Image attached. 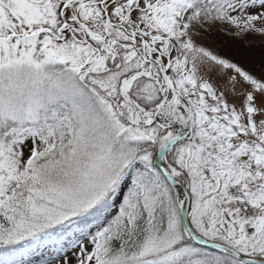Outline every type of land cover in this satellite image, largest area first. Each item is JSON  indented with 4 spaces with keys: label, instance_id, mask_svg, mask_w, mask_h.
<instances>
[{
    "label": "snow or ice",
    "instance_id": "obj_1",
    "mask_svg": "<svg viewBox=\"0 0 264 264\" xmlns=\"http://www.w3.org/2000/svg\"><path fill=\"white\" fill-rule=\"evenodd\" d=\"M0 264H264V0H0Z\"/></svg>",
    "mask_w": 264,
    "mask_h": 264
}]
</instances>
